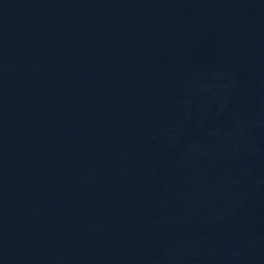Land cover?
Returning a JSON list of instances; mask_svg holds the SVG:
<instances>
[{
  "label": "water",
  "instance_id": "1",
  "mask_svg": "<svg viewBox=\"0 0 264 264\" xmlns=\"http://www.w3.org/2000/svg\"><path fill=\"white\" fill-rule=\"evenodd\" d=\"M0 264H264V0H0Z\"/></svg>",
  "mask_w": 264,
  "mask_h": 264
}]
</instances>
